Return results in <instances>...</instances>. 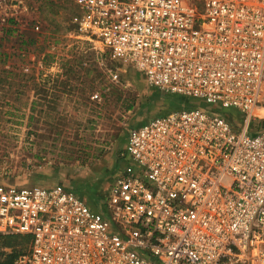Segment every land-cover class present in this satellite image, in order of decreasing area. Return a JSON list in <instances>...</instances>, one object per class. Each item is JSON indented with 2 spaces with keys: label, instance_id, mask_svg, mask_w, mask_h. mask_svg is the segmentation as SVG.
I'll list each match as a JSON object with an SVG mask.
<instances>
[{
  "label": "built area",
  "instance_id": "1",
  "mask_svg": "<svg viewBox=\"0 0 264 264\" xmlns=\"http://www.w3.org/2000/svg\"><path fill=\"white\" fill-rule=\"evenodd\" d=\"M2 3L11 21L24 7ZM75 6L73 38L236 117L200 103L132 129L106 200L114 224L64 186L0 183V236L30 237L13 264H264V0Z\"/></svg>",
  "mask_w": 264,
  "mask_h": 264
},
{
  "label": "rangeland",
  "instance_id": "2",
  "mask_svg": "<svg viewBox=\"0 0 264 264\" xmlns=\"http://www.w3.org/2000/svg\"><path fill=\"white\" fill-rule=\"evenodd\" d=\"M23 2L13 21L10 4L0 5V20L9 19L0 21V183L64 186L113 223L106 200L128 166L129 132L187 105L73 38L75 0ZM201 104L231 123L236 117ZM2 243L0 262L25 248Z\"/></svg>",
  "mask_w": 264,
  "mask_h": 264
},
{
  "label": "trees",
  "instance_id": "3",
  "mask_svg": "<svg viewBox=\"0 0 264 264\" xmlns=\"http://www.w3.org/2000/svg\"><path fill=\"white\" fill-rule=\"evenodd\" d=\"M12 32H13V30L10 29V30H8V32L6 34L11 35ZM171 97H173L177 101H182L183 103H185L187 106L184 108L193 107L192 105H194V106L201 105V104H196L194 101L187 100V99H184L181 97H177V96H171ZM179 109H181V108H178L176 110H179ZM17 241H21L22 243H24L25 248L21 252L12 251V253L7 256V260L4 262H0V264H13L14 261L16 260V258L20 254L26 252L30 246V237H28V236H20V235L0 236V242H3L1 244V247L4 246L5 248L12 249L15 246Z\"/></svg>",
  "mask_w": 264,
  "mask_h": 264
},
{
  "label": "crops",
  "instance_id": "4",
  "mask_svg": "<svg viewBox=\"0 0 264 264\" xmlns=\"http://www.w3.org/2000/svg\"><path fill=\"white\" fill-rule=\"evenodd\" d=\"M78 195V194H77ZM80 196V195H79ZM81 197V196H80Z\"/></svg>",
  "mask_w": 264,
  "mask_h": 264
}]
</instances>
